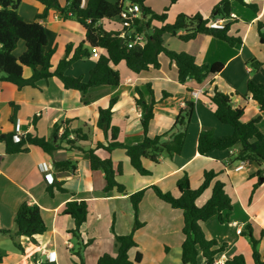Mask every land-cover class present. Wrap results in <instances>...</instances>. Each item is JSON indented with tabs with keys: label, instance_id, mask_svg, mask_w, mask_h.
Listing matches in <instances>:
<instances>
[{
	"label": "crops",
	"instance_id": "0c3cea01",
	"mask_svg": "<svg viewBox=\"0 0 264 264\" xmlns=\"http://www.w3.org/2000/svg\"><path fill=\"white\" fill-rule=\"evenodd\" d=\"M25 1L22 0V2ZM124 1L128 3V1ZM167 1L169 2V0ZM182 1L179 0L176 4L163 3L160 9L151 5L148 7L155 12L157 10L164 11L166 8L172 12ZM191 1L190 4L197 8L196 13L211 17L214 7L220 0ZM86 2L87 0H83V5ZM256 2L259 6L258 12H254L237 1L232 2L231 14L236 21L232 24L230 34L240 37L241 44L230 46L225 41L205 35H199L193 40L184 42L179 38L183 32H179L177 36L163 35V43L167 48L178 53L185 52L193 55L198 64L216 62L224 64L220 73L208 76L203 83L194 80L180 82L176 64L164 54L159 57L160 69H150L139 75L132 73L122 62L116 67L121 73L119 86L91 88L86 94L78 90L66 89L56 77L39 81L37 87L22 89L9 82L0 81V129L3 133L14 132L17 135H23L29 131L35 132L32 121L37 115L40 116L37 122V133L49 137L51 127L55 123L71 120L72 128L84 127L86 131L90 129L92 140L86 144L87 146L105 142L104 134L96 127V122L98 109L107 107L111 99L117 100L112 125L120 128L119 139L129 144L139 143L143 140L142 111L134 101L137 87L143 91L146 100L149 101L150 94L147 84L150 83L158 100L154 110V119L149 128L151 136L169 130L175 123L180 110L185 108L186 103L190 100L194 101L193 116L182 153L172 159L163 157L159 163L144 160L145 167L151 171L150 175H140L131 165L124 150L116 149L111 153L110 157L116 165L123 164V175L118 177V181L126 187L128 195H120L117 192L105 194L103 192L106 184L104 173L93 171L90 168L87 155L82 152L58 150L49 155L38 147H31L28 153L6 155L4 146L1 145L0 231L3 234L4 231H16V213L25 201L41 208L48 229L43 235L37 237V244L32 243L28 237L22 236L20 241L25 252L5 250L3 252L5 257L0 264H77L79 262L78 257L75 256L77 243L69 232L74 228V221L70 216L62 214L65 204L72 200H84L89 203L88 220L82 229V234L85 240L92 239L94 245L97 241L102 243L101 236H98L102 224H105L109 229L114 222L115 233L118 235L129 234L132 231L134 212L129 195L143 189L146 191L140 204L139 218L144 226L136 231L135 240L140 243L141 235L148 234V237L144 236L157 247L164 245V249L169 251L174 243L173 247L178 246L181 249L184 241L183 213L159 200L151 187L157 185L162 190L171 191L178 196L176 184L186 172L190 177L192 187L198 188L203 182L205 170L220 172L225 168L223 163L238 151L239 148L234 147L230 150L214 151L206 156L200 155L198 152V138L203 127H212L217 136L233 133V128L230 125L223 124L216 118L211 103L205 98V94H213L215 87L224 93L235 94L233 97L234 106L245 108L241 119L243 122H249L261 116L259 129L264 133V114L260 111L258 103L250 98L247 92L249 80L264 83V44L259 41L257 30L259 22L264 24V0H256ZM27 4L29 7L24 10L21 4L19 12L27 22H32L37 14L44 11V6L36 0H29ZM187 14L194 15L189 12ZM170 15L171 13L168 15V22L173 23L177 16H173L174 18L170 20ZM43 22L48 35L47 49L56 48L51 61L54 71L60 60L65 57L66 45L72 43L76 48L84 41L86 31L78 23L64 21L55 9L49 11L48 17ZM102 23L106 31L123 29L120 20L111 21L110 24L106 21H102ZM24 50V44L21 43L16 51L17 55H21ZM254 58L263 63V66L256 71L249 64L250 60ZM96 60L97 58L94 56L79 60L69 70V74L88 79ZM32 73L30 68L24 69L25 78H30ZM197 90H202L203 93L194 99L192 92ZM163 92L169 93L170 96L163 98ZM10 102L20 105L17 118L13 122L10 121L13 114ZM44 129H47V132L44 133ZM99 154L102 158L108 157L104 151H100ZM68 158H73L78 162L77 173H55L54 163ZM258 167L256 163L232 162L218 177L219 180L226 183V190L233 199V210L228 216L226 212L223 214L225 222H220L215 216L202 222L201 226L208 239H216L219 245L224 243L227 245L226 251L217 257L219 264H224L228 258L235 255L243 254L240 246L249 251L252 259V246L249 237L237 232L238 228L243 229L247 223L252 224L253 235L258 239L261 238L258 249L264 261V234L261 237L262 231L264 232V180H260V186L250 201L253 185L257 182V178L250 179V176ZM55 179L63 181V187L70 192H56L51 197L46 188ZM211 187L198 199L199 206H202L210 198ZM201 198L202 204L199 203ZM149 226H153V228H149ZM4 236L7 235L4 234ZM107 237L111 242L115 238L113 233ZM171 238H173L171 244L162 240ZM92 244L85 249V253L88 255V259L89 257L95 259V264L99 257L107 252L112 256L117 255L116 244L113 249L110 248L107 252L99 247L98 250H95ZM137 251H140L139 247L130 250L131 260H134ZM45 253L51 254L52 259L49 260ZM200 262L203 263L201 256ZM252 264H254L253 259Z\"/></svg>",
	"mask_w": 264,
	"mask_h": 264
},
{
	"label": "trees",
	"instance_id": "16d2710c",
	"mask_svg": "<svg viewBox=\"0 0 264 264\" xmlns=\"http://www.w3.org/2000/svg\"><path fill=\"white\" fill-rule=\"evenodd\" d=\"M44 6V11L37 14L32 22H27L19 12L22 0H0V81L9 82L17 88L37 87L41 80L58 78L66 89L78 90L86 94L91 88L101 86L117 87L121 84V73L116 67L124 62L127 68L134 74L139 75L150 69H160V55H166L178 69V79L185 83L194 80L203 83L210 75L220 73L224 64L216 62L213 64H198L196 58L185 52H175L167 48L163 43V35L170 34L188 42L199 35L211 36L218 40L227 42L230 46L241 44L242 39L230 34L232 24L236 21L231 18L224 29H214L209 26L210 22L217 19L231 17L232 2L237 1L241 5L250 8L254 12L259 11L256 0H220L214 7L211 17H205L201 13L194 15L179 14L173 23L168 22L169 8L159 14L146 5L147 0H127L131 4H139L142 7V16L131 22V28L122 30L106 31L102 21L108 24L114 20H121V13L125 10L124 3L120 0H36ZM179 0H169L176 4ZM51 9L57 10L64 21L80 24L86 31V36L76 48L74 44L66 45L65 57L60 60L57 68L52 70V57L56 48L47 49L48 35L45 20ZM259 41L264 44V24L258 23ZM125 32V36L121 34ZM136 34H144L146 43L144 46L129 47V43L135 40ZM124 41V42H122ZM24 44L25 50L21 55L16 51L20 44ZM94 50L99 51L96 64L91 69L88 79L82 76L75 77L69 74L76 62L92 57ZM101 51V53H100ZM249 64L253 70H259L263 63L257 59H251ZM30 68L32 76L24 77V69ZM150 94L149 101L146 100L143 91L136 88L134 101L141 109V125L144 130V138L141 142L129 144L119 139L120 128L112 125L116 99H111L109 105L98 109L96 127L104 134L105 142H97L95 146H87L91 142V131L84 127L72 128L71 120L63 123H55L51 127L50 136H41L37 133V122L40 116L33 118V129L35 132H27L17 135L14 132L3 133L0 129V146H4L6 155L28 153L31 147H38L46 154H53L58 150L82 152L87 155L90 168L93 171H102L105 178L103 192L109 194L117 192L120 195H128L126 187L118 181L123 175V164L117 165L110 155L116 149H122L128 156L133 168L143 176L150 175L151 171L144 165V160L159 163L163 157L174 158L183 151L187 139L188 129L191 124L194 101L186 103L181 109L172 127L156 136L149 133L150 125L154 119L155 106L158 100L150 83L147 84ZM249 97L256 101L260 111L264 114V83H256L249 80L247 83ZM170 94L163 92V98ZM234 93L227 94L214 88L212 95L205 94V98L211 103L216 118L223 124L233 128L231 135L217 136L212 127H203L198 138V152L206 156L214 151L230 150L238 147L236 154L227 162L223 163L226 168L232 162L256 163L259 167L250 176L257 178L253 185L250 201L260 186V180L264 177V133L259 129L262 117H257L249 122L241 119L245 113L242 106H234ZM13 108L10 121L13 122L18 115L20 105L15 102L9 103ZM62 130V132H61ZM15 137L19 141H15ZM100 151L107 153L108 157L102 158ZM57 174H76L78 162L73 158L56 161L53 165ZM205 170L203 182L198 188H193L189 175H184L177 181L178 196L171 191H164L157 185L151 189L159 200L168 204L173 209L183 213L184 241L181 246L182 264H216L217 257L226 251L227 245L221 244L216 239H208L201 226L212 217L217 216L220 222H225V212L228 214L233 210V199L226 190V183L218 177L225 172ZM64 182L55 179L46 191L51 197L56 192L67 193L68 189L63 187ZM212 186V187H211ZM211 187V196L206 202L199 206L198 199ZM145 189L129 195L134 212V226L129 234L118 235L115 233L114 222L112 232L115 236L117 255L108 253L99 257L97 264H135L141 263L143 253L137 251L134 260L130 259L129 252L139 245L135 240V233L144 226L139 221L140 204L145 195ZM62 214L70 216L74 221V228L69 232L76 240L77 249L75 256L78 257L77 264H85L84 250L93 243L92 239L85 240L82 229L88 220L89 203L87 201L72 200L65 204ZM16 231H4L9 236L13 245L19 253H24L25 248L20 241L22 236L28 237L34 244L38 243L37 237L43 235L48 227L42 215L41 208L23 202L15 217ZM243 236L249 237L252 246V259L254 264H264L258 246L260 239L253 235L251 223H247L242 229ZM264 232L262 231L261 237ZM200 256L203 263L200 262ZM5 254L0 251V263ZM224 264H247L243 254L228 258Z\"/></svg>",
	"mask_w": 264,
	"mask_h": 264
},
{
	"label": "rangeland",
	"instance_id": "374dc122",
	"mask_svg": "<svg viewBox=\"0 0 264 264\" xmlns=\"http://www.w3.org/2000/svg\"><path fill=\"white\" fill-rule=\"evenodd\" d=\"M27 2H29V0H26ZM22 2V9H27L29 6L27 4V2ZM127 1V0H126ZM163 3H169L167 0H148L147 1V6L151 5L154 8L160 9L161 8V4ZM190 3H192L191 0H183L182 2H180V4L178 6L175 7V10L172 12H168L171 13L170 15V20H172L174 17L173 16H178L179 14H187L189 13H196L197 8H194L193 5H191ZM195 4V3H193ZM165 10V9H164ZM21 11V8H20ZM159 14L163 13L164 11H158ZM194 12V13H193ZM197 14V13H196ZM190 15V14H188ZM114 26V25H113ZM120 26V25H118ZM167 34H164V36ZM169 35V34H168ZM170 36V35H169ZM166 45V44H165ZM50 131V129H49ZM31 132V131H29ZM42 132V130H41ZM43 132H47V129H44ZM46 135V134H44ZM48 137V136H47ZM202 198L200 199V202L202 204ZM139 221L141 222V219L139 218ZM103 226H101V228H99V234L98 236H101V240L102 243H99V241L94 243V249L98 250V247L104 251L107 252V250H110V248H114V244H115V238L114 240L111 242L107 236L112 235V225L110 226L109 229L106 228L105 224H102ZM134 226V224H133ZM149 228H153V226H149ZM97 231V229H95ZM146 233V232H144ZM146 237H148V234H144ZM143 234L141 235V238H139V250L144 254V260L141 264H182V262L180 261V252L181 249L180 247H173L174 243L173 242V238L169 239V240H164L162 239L164 242H167V244H171L172 243V248L169 251H166V248L164 249V245L163 246H159L157 247V245H155L152 241H148L145 236ZM169 237V236H168ZM162 238V237H161ZM99 240V237L97 238ZM76 242V240H75ZM151 242L152 244L150 245ZM113 246H112V245ZM90 246L86 247L89 248ZM243 248L242 246H240V250H243V254L246 258L247 264H252V259L250 256L249 251H246L245 248ZM77 249V247H76ZM93 249V248H92ZM5 250H10V251H16L13 242L11 241V239L9 238V236H4V234L2 233V231H0V251L4 252ZM18 252V251H17ZM87 252V251H86ZM91 252V251H89ZM108 253V252H107ZM84 258L85 263L86 264H95V259L94 258H90L88 259V255L85 253L84 250ZM134 258V256H133Z\"/></svg>",
	"mask_w": 264,
	"mask_h": 264
},
{
	"label": "built area",
	"instance_id": "2783aa9c",
	"mask_svg": "<svg viewBox=\"0 0 264 264\" xmlns=\"http://www.w3.org/2000/svg\"><path fill=\"white\" fill-rule=\"evenodd\" d=\"M120 3H124V7L125 10L121 13V20L120 23L122 25V28H127L128 30L132 29L131 27V22L134 21V19L140 18L142 16V7L139 4H129V3H125L124 0H120ZM231 18H234V16L231 14L230 18L227 19H223V18H217L213 21L210 22L209 26L211 28L214 29H224L225 25L227 23H229L231 21ZM125 32H123L121 34L122 37L125 36ZM146 43V37L144 34H136L135 40L131 43H129V47L132 46H144ZM92 56H94L95 58L99 56V51L98 50H94L92 53ZM203 93L202 90H197V91H193L192 92V97L194 99L198 98L200 96V94ZM15 141H19L18 137H15ZM245 163V162H243ZM242 229L238 228L237 232L241 233ZM46 255H48V259L51 260L52 259V255L45 253ZM219 261H216V264H219Z\"/></svg>",
	"mask_w": 264,
	"mask_h": 264
},
{
	"label": "water",
	"instance_id": "95a60500",
	"mask_svg": "<svg viewBox=\"0 0 264 264\" xmlns=\"http://www.w3.org/2000/svg\"><path fill=\"white\" fill-rule=\"evenodd\" d=\"M122 42H124V41H122ZM262 180H264V178H262Z\"/></svg>",
	"mask_w": 264,
	"mask_h": 264
}]
</instances>
